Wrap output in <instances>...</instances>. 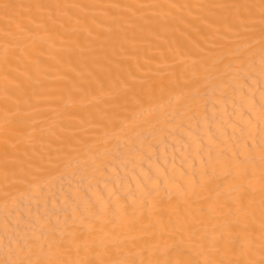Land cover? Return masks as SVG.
Returning a JSON list of instances; mask_svg holds the SVG:
<instances>
[{
	"label": "bare ground",
	"instance_id": "obj_1",
	"mask_svg": "<svg viewBox=\"0 0 264 264\" xmlns=\"http://www.w3.org/2000/svg\"><path fill=\"white\" fill-rule=\"evenodd\" d=\"M0 264H264V0H0Z\"/></svg>",
	"mask_w": 264,
	"mask_h": 264
}]
</instances>
